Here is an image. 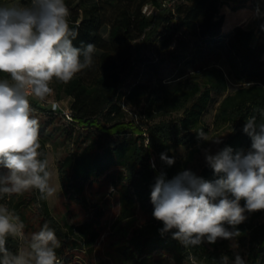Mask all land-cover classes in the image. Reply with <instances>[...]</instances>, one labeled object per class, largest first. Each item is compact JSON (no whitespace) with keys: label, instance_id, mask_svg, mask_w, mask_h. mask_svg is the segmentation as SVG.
Returning <instances> with one entry per match:
<instances>
[{"label":"trees","instance_id":"obj_1","mask_svg":"<svg viewBox=\"0 0 264 264\" xmlns=\"http://www.w3.org/2000/svg\"><path fill=\"white\" fill-rule=\"evenodd\" d=\"M27 4L30 0H14ZM70 11L69 24L78 32L73 45L93 43L91 67L78 73L69 83L53 81L51 99L69 108L72 121L54 113L50 106L29 97L31 106L69 126L67 138L74 150L58 163L62 195L88 211L87 217L70 224L59 222L48 200L38 190L22 195L0 194V205L18 214L30 235L47 224L56 233L60 247L57 257L75 251L91 256L104 234L105 210L89 204L86 191L104 178H111L120 209L114 228L134 219L139 212L147 216L133 227L123 241V256L129 264H219L239 254L246 264H264L263 210L248 213L236 228L238 252L217 240L199 246H182L163 237L161 222L152 216L150 193L156 177L164 172L170 180L189 170L190 163L207 141L209 126L204 116L218 104L215 126L228 132L218 151L231 147L233 152L251 147V138L243 132L247 118L264 122V38L258 40L254 29L236 26L223 35L228 6L224 0H179L171 6L161 0H65ZM6 2L0 0V5ZM149 5L154 13L145 14ZM235 2L232 10L242 8ZM107 27V37L102 30ZM180 34L188 47L172 49ZM156 57L150 59L146 51ZM163 56V57H162ZM171 61L178 75L168 81L161 77ZM138 69V71H136ZM144 75L150 78L143 80ZM9 78L0 73V79ZM154 78V80H153ZM230 89H233L232 91ZM42 158L47 159L45 137L39 129ZM186 157H177V149ZM161 153L174 157L171 166ZM153 161V162H152ZM155 164L153 168L151 165ZM205 180L219 178L206 164L197 175ZM21 241L9 238L8 249L16 253ZM61 264H76L72 259Z\"/></svg>","mask_w":264,"mask_h":264},{"label":"clouds","instance_id":"obj_2","mask_svg":"<svg viewBox=\"0 0 264 264\" xmlns=\"http://www.w3.org/2000/svg\"><path fill=\"white\" fill-rule=\"evenodd\" d=\"M69 16L65 0L0 5V73L9 77L0 79V194L38 190L45 200L56 195L48 161L42 158L40 121L29 97L44 101L53 92L54 80L67 84L93 64L95 45H73L78 32L70 27ZM58 107L52 105L54 111ZM243 132L251 138L246 153H234L231 147L214 155L206 150V163L219 178L208 181L191 170L170 180L164 172L156 177L150 201L153 218L163 225L158 229L162 237L171 233L184 247L234 240L241 234L236 226L247 219L245 213L264 210V122L249 117ZM198 138L207 141L203 132ZM160 159L168 166L175 163L165 153ZM25 227L18 214L0 205V264H61L55 231L44 224L28 235ZM10 237L25 246L11 252ZM219 264H230L229 257L222 255ZM231 264L246 261L236 254Z\"/></svg>","mask_w":264,"mask_h":264},{"label":"rangeland","instance_id":"obj_3","mask_svg":"<svg viewBox=\"0 0 264 264\" xmlns=\"http://www.w3.org/2000/svg\"><path fill=\"white\" fill-rule=\"evenodd\" d=\"M164 5H168V2L161 0ZM179 0H174L178 2ZM230 5L228 7H223L222 11L227 20L224 22V31H230L233 25L237 23H242L246 29L251 27L255 28L257 35L264 31V0H226ZM235 2L242 3L243 7L237 10H232V6ZM149 11L154 13V10L150 7ZM107 27L102 30L103 36L107 37ZM177 41L173 45L172 49L179 46L188 47L189 41L183 38L180 34L176 36ZM258 40H262L258 37ZM146 56L150 59L156 57L155 53L151 50L146 51ZM163 57V56H162ZM138 71V69L136 70ZM178 75V70L171 61L166 62L163 68L161 77L168 81L175 78ZM150 78L147 75L142 77L143 80ZM154 80V78H153ZM231 91L233 89H230ZM53 99L50 95L43 101L42 105L47 107L49 101ZM65 107V105H63ZM218 104L212 105L204 116V122L209 126L210 133L208 136L209 145L203 148L199 154L195 156V159L190 163L189 170H191L196 175L199 174L200 170L207 164L205 159V152L209 154H216L225 141L228 132L223 129H217L215 126V115L217 113ZM36 115L40 121V128L43 131L45 137H48V143L46 145L47 149V161L50 172L52 173L51 183L56 187V195L48 198V205L54 215V217L61 223L67 222L70 224H75L88 215V211L75 203H68L61 192V185L58 173V163L70 152L74 150V140L67 138V132L69 126L64 122H61L59 118H51V116L46 115L41 110H36ZM220 139V143H215V140ZM177 157L184 159L186 157V151L182 148L177 149ZM153 162V161H152ZM86 195L91 206L99 205L105 210V216L103 218L104 234L95 246L94 253L88 256L83 253L72 251L59 260L72 259L73 263L76 264H129L128 261L124 259L123 241L127 238L128 232L133 228L143 224L147 216L142 212H139L137 216L127 222L126 224H121L117 227L114 226V222L118 215L120 209V203L118 195L114 188V183L111 178H104L101 183L95 184L93 187L86 191ZM241 206L245 204L244 200L240 201ZM264 211V210H263ZM264 214V213H263ZM264 220V215L262 217ZM230 231L233 230L232 226L225 224ZM219 241L225 242L229 247L238 252L237 239L234 240H224L218 239ZM22 243V242H21ZM25 245L22 243L21 248Z\"/></svg>","mask_w":264,"mask_h":264},{"label":"built area","instance_id":"obj_4","mask_svg":"<svg viewBox=\"0 0 264 264\" xmlns=\"http://www.w3.org/2000/svg\"><path fill=\"white\" fill-rule=\"evenodd\" d=\"M168 2V6H171L173 3H174V0H165ZM166 6V5H165ZM150 9V6L147 5L144 7V10L143 12L145 14H150L152 13L151 11H149ZM264 33V31H263ZM53 104H58L59 107L54 111L53 108H52V105ZM49 106H50V109L54 112V113H57L58 115H60L61 117H64L66 120L68 121H72V114H71V111L69 108L67 107H64L60 102H56V101H53V102H50L49 103Z\"/></svg>","mask_w":264,"mask_h":264},{"label":"crops","instance_id":"obj_5","mask_svg":"<svg viewBox=\"0 0 264 264\" xmlns=\"http://www.w3.org/2000/svg\"><path fill=\"white\" fill-rule=\"evenodd\" d=\"M4 2H6V4H15V1L14 0H3ZM224 1H226V0H224ZM227 2V1H226ZM228 3V2H227ZM6 4H4V5H6ZM230 5V4H229ZM228 5V6H229ZM228 6H226V7H228ZM225 7V6H224ZM227 20V18H225V21ZM236 26H242V27H244L243 26V24L242 23H237V24H235V25H233V27L230 29V31L234 28V27H236ZM245 28V27H244ZM249 29H254L255 30V28L254 27H251V28H249ZM229 32V31H228ZM227 33V31H224V29H223V35H225ZM256 36L257 37H261L262 38V40H263V38H264V33H263V31L261 32V33H259L258 35H257V32H256Z\"/></svg>","mask_w":264,"mask_h":264}]
</instances>
